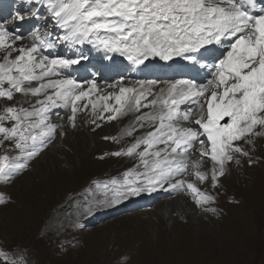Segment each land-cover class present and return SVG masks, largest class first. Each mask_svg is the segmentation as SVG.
<instances>
[{
	"label": "snow or ice",
	"instance_id": "snow-or-ice-1",
	"mask_svg": "<svg viewBox=\"0 0 264 264\" xmlns=\"http://www.w3.org/2000/svg\"><path fill=\"white\" fill-rule=\"evenodd\" d=\"M20 3L28 6L26 13L17 9L10 18L0 19V100L14 101L16 93L37 99L31 110L6 104L0 113V145L14 141V148L19 150L15 157L0 156V182L10 181L16 170L26 169L27 160L38 156L51 143L57 129L63 127L51 123L48 112L57 107L70 108L68 122L75 127L78 111H86L89 104L94 117L91 122L97 127L101 126L97 120L111 121L138 113L125 134L132 136L140 129H150L126 149L111 153L137 155V167L142 166L144 171L130 169L122 181L97 185L102 198L94 200L95 205H118L129 197L154 192L165 185L170 190L186 186L197 205L214 203V196L184 177L191 174L200 182L211 179L215 188L220 186V177L230 164L239 166L241 158L252 163L256 138H264V0ZM41 8L65 31L59 39L70 45L88 42L105 54L119 53L135 66L145 65L150 58L172 62L179 57L206 68L210 78L206 82L166 81L155 92V80H139L131 87L109 85L119 90L98 97L104 103L97 111V103L91 99L92 93L99 91L95 80L87 81L89 87L85 89L61 74L62 69L71 68L86 57L49 58L44 50L54 47L51 33H41L39 29L31 33L30 44L17 45V41L24 39L17 22L29 17L39 19ZM85 100L87 103L78 104ZM109 100H114L115 105L107 103ZM188 102L194 107H182ZM6 120L14 123L5 126ZM142 145L143 150L138 152ZM193 152H198L200 158L190 160ZM205 157L212 164L210 176L200 170ZM21 158L25 162L17 163ZM189 168L194 171L189 173ZM3 203L0 196V204ZM0 257L7 262L9 253L0 250Z\"/></svg>",
	"mask_w": 264,
	"mask_h": 264
},
{
	"label": "rangeland",
	"instance_id": "rangeland-1",
	"mask_svg": "<svg viewBox=\"0 0 264 264\" xmlns=\"http://www.w3.org/2000/svg\"><path fill=\"white\" fill-rule=\"evenodd\" d=\"M5 104L13 103L0 100V113ZM12 123L4 121L5 126ZM100 125L98 129L105 126ZM67 130L56 134L39 162L33 164L38 155L30 168L0 182L5 200L0 204V250L9 253L0 264H264V138H256L252 163L241 158L239 166L230 164L220 186L188 174L215 197L214 203L197 205L193 195H182L190 205L166 212L161 206L178 192L169 197L144 194L115 205L122 213L101 221L94 213L113 206L93 203L102 198L94 182L122 181L134 168L144 171L135 154L111 155L134 143L135 132L124 136L104 129L91 135L81 124ZM14 143L0 145V156H17ZM211 166L205 157L200 170L210 176ZM147 201L152 205L138 208Z\"/></svg>",
	"mask_w": 264,
	"mask_h": 264
},
{
	"label": "bare ground",
	"instance_id": "bare-ground-1",
	"mask_svg": "<svg viewBox=\"0 0 264 264\" xmlns=\"http://www.w3.org/2000/svg\"><path fill=\"white\" fill-rule=\"evenodd\" d=\"M27 7L28 6L26 5L13 3V0H0V19L10 18L12 15H14L17 9L26 13ZM42 9L43 8H41V12ZM48 20H52L53 24L51 21ZM17 23H18V32L19 34H22L24 37L23 40L17 41V45L30 44L31 33L39 29L41 33H43L44 31H48L51 33L50 40L54 42V47L44 50V55L49 56V58H56L58 56L64 58H77L81 55L86 57V59H81V62L79 64L73 65L71 68L68 69H62L61 74L62 77L71 78L76 81L77 78L81 77L83 81H80V84H82L85 89L89 87L87 81L95 80L99 91L92 93L91 99L93 101H96L97 111H100L104 103L103 101L98 100V97L104 95L107 92H118L119 90L118 87L112 88L109 87V85L123 84V86L125 87H131L134 86L136 81L139 80H143L146 82L155 80L157 81V84L153 87V91L155 92L158 90L159 87L163 86L164 82L166 81H172L176 79H196L198 82H206V79L210 78L208 76V70L206 68L201 67V65L199 64H193V62L186 61L179 57L175 58L174 61L172 62H164L159 60V58H150L148 61L145 62V65L135 66L132 65L131 62L128 61L126 57L121 56L119 53L109 52L105 54V51L103 49H98L93 44L88 42H85L83 44L70 45L68 42L59 39L65 34V31L63 29H60L55 24V21L52 17L47 19L42 18V16L39 19L29 17L24 22L22 23L17 22ZM8 26L10 29L13 27L11 24H9ZM109 57H111V59H109ZM201 63L204 62L202 61ZM95 64H97L101 69V72L99 74H97L92 70ZM189 69H193V72L190 71ZM53 79H56V77H53ZM33 86H35V82ZM5 87H7V85H5ZM36 99L37 97H31V96L24 97L20 93H16L15 99L14 101H11V103L15 104V106L17 107L22 106L24 108H28L29 110H31V105L35 104ZM149 99H151V97H149ZM5 103H10V102H5ZM85 103H87L86 100L78 102L79 105H83ZM107 103L111 105H115L114 100H109L107 101ZM188 106L194 107V105H191V102H188V104L183 105L182 107L186 108ZM141 111L146 112L149 111V109H141ZM110 114L111 113H103L104 116H108ZM70 115H71L70 108H63V107L53 108L50 112L47 113V116L51 123H56L63 126L62 128L57 129V134H59L58 137L60 136L61 131L64 134L68 128H72L71 124L68 122V116ZM136 115H138V113H129L128 115L120 116L117 119L111 121L97 120L98 124L105 125L104 128L98 129L96 124H93L91 122L94 119V117L91 112V105L89 104L88 109L86 111H78L76 124H81L85 126L88 133H90V131L98 133L97 131H101V130L103 131L104 129H109L106 132H110L111 130L115 132L117 129V131L119 130L117 132L118 135L125 136L126 130L133 125V121L135 120ZM123 120H132L131 125L128 126L126 125V123L122 124ZM117 122L119 124H122V127H120V129L117 126L118 124ZM149 130L150 129L146 127L140 129L134 134L138 138L143 136L144 133H146ZM90 134L94 135L92 133ZM135 135H134V139H137ZM49 145L50 143L47 145L46 148L43 149V151L40 152L39 154L40 157L38 156L39 158H37L33 164L39 162V159L47 154V148L49 147ZM161 147L163 146L161 145ZM199 158L200 157L198 152H193L190 156V160H195ZM34 159L35 157L33 159L27 160L28 168H30L29 166L30 161ZM21 162L22 163L25 162L23 158ZM189 172H191L190 168H189ZM189 177L191 176L186 175L184 178L190 181ZM192 180L190 182H192ZM158 189L160 190H156L152 192V195H158L159 192L164 194H169V191H172L173 193L176 191L180 194V196L178 197L175 196L176 198L169 199L168 201L164 202L165 204L163 203V205L161 206L163 207V211L174 212L175 209L190 205V203L187 201L185 197L191 196L193 194L190 191L188 192L186 186L185 189H183L184 191L183 190L180 191V189L170 190L167 188V185H165L164 188L158 187ZM182 195H185V197H183ZM191 208H195V206L192 205ZM113 210H114V206L111 211ZM101 214L103 213L100 214L98 213V215ZM201 221L202 220L200 219V222ZM245 239L246 238L244 237V240Z\"/></svg>",
	"mask_w": 264,
	"mask_h": 264
}]
</instances>
